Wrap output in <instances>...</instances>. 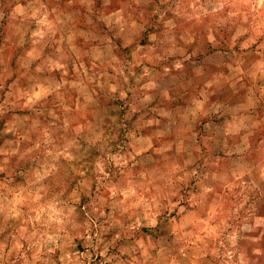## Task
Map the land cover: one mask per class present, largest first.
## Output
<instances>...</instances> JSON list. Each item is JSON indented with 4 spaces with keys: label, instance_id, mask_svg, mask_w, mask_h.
I'll return each mask as SVG.
<instances>
[{
    "label": "rangeland",
    "instance_id": "obj_1",
    "mask_svg": "<svg viewBox=\"0 0 264 264\" xmlns=\"http://www.w3.org/2000/svg\"><path fill=\"white\" fill-rule=\"evenodd\" d=\"M0 264H264V0H0Z\"/></svg>",
    "mask_w": 264,
    "mask_h": 264
}]
</instances>
